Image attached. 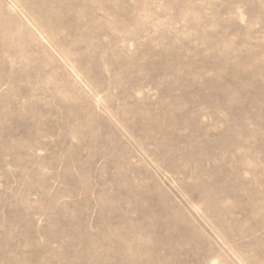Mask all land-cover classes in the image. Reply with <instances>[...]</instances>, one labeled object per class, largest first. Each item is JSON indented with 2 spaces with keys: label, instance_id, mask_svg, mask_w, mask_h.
<instances>
[{
  "label": "rangeland",
  "instance_id": "obj_1",
  "mask_svg": "<svg viewBox=\"0 0 264 264\" xmlns=\"http://www.w3.org/2000/svg\"><path fill=\"white\" fill-rule=\"evenodd\" d=\"M0 264H264V0H0Z\"/></svg>",
  "mask_w": 264,
  "mask_h": 264
}]
</instances>
